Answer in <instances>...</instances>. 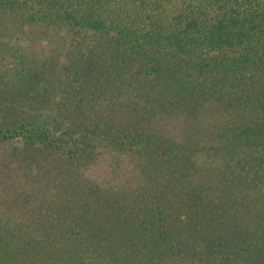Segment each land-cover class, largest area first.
I'll list each match as a JSON object with an SVG mask.
<instances>
[{"label": "trees", "instance_id": "trees-1", "mask_svg": "<svg viewBox=\"0 0 264 264\" xmlns=\"http://www.w3.org/2000/svg\"><path fill=\"white\" fill-rule=\"evenodd\" d=\"M20 15L99 40L55 96L43 67L0 89V264H264V0Z\"/></svg>", "mask_w": 264, "mask_h": 264}, {"label": "rangeland", "instance_id": "rangeland-1", "mask_svg": "<svg viewBox=\"0 0 264 264\" xmlns=\"http://www.w3.org/2000/svg\"><path fill=\"white\" fill-rule=\"evenodd\" d=\"M15 20L11 25L22 26L23 30H13V36L8 34V30L5 32L7 24H3L4 28L0 27V89L20 80L28 67L34 70L43 67L52 79L51 94L55 96L64 81L74 82L76 78L74 56L79 45L85 52L89 49L94 51L99 40L97 35L85 33L81 36L83 42L76 43L66 29H44L29 25L26 23V15H20ZM63 78V83L59 85Z\"/></svg>", "mask_w": 264, "mask_h": 264}]
</instances>
